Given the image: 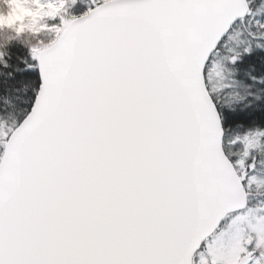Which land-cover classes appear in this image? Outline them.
<instances>
[{
  "label": "snow or ice",
  "instance_id": "1",
  "mask_svg": "<svg viewBox=\"0 0 264 264\" xmlns=\"http://www.w3.org/2000/svg\"><path fill=\"white\" fill-rule=\"evenodd\" d=\"M9 2L0 264H264V0Z\"/></svg>",
  "mask_w": 264,
  "mask_h": 264
},
{
  "label": "clouds",
  "instance_id": "2",
  "mask_svg": "<svg viewBox=\"0 0 264 264\" xmlns=\"http://www.w3.org/2000/svg\"><path fill=\"white\" fill-rule=\"evenodd\" d=\"M53 2L59 3V0H53ZM76 2L77 0H71L70 3L69 0H64L60 11L67 15L68 9ZM50 11L54 9H41L36 4L22 7L14 2L0 3V45L8 46L12 38L11 42L19 43L22 47H30L34 30H38L41 36L45 35L40 25L53 19L52 16L45 14Z\"/></svg>",
  "mask_w": 264,
  "mask_h": 264
},
{
  "label": "trees",
  "instance_id": "3",
  "mask_svg": "<svg viewBox=\"0 0 264 264\" xmlns=\"http://www.w3.org/2000/svg\"><path fill=\"white\" fill-rule=\"evenodd\" d=\"M71 0H69V3ZM100 0L97 3H93V0H77V2L68 9V15H65L67 19L71 16L78 18L85 15L89 10L99 5ZM72 18V17H71Z\"/></svg>",
  "mask_w": 264,
  "mask_h": 264
},
{
  "label": "rangeland",
  "instance_id": "4",
  "mask_svg": "<svg viewBox=\"0 0 264 264\" xmlns=\"http://www.w3.org/2000/svg\"><path fill=\"white\" fill-rule=\"evenodd\" d=\"M67 15H68V14H67ZM68 16H69V15H68ZM71 17H73V16L70 15V17H69L68 19H71ZM75 17H76V16H75ZM65 19H67L66 16H65ZM48 23H49L50 25H51V24L60 25V18L57 17L55 20H49Z\"/></svg>",
  "mask_w": 264,
  "mask_h": 264
},
{
  "label": "water",
  "instance_id": "5",
  "mask_svg": "<svg viewBox=\"0 0 264 264\" xmlns=\"http://www.w3.org/2000/svg\"><path fill=\"white\" fill-rule=\"evenodd\" d=\"M93 10H95V8Z\"/></svg>",
  "mask_w": 264,
  "mask_h": 264
}]
</instances>
